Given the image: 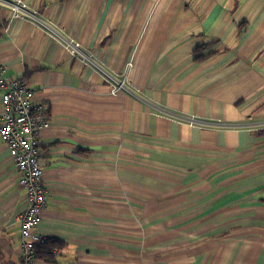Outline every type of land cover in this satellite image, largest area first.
I'll return each instance as SVG.
<instances>
[{
  "label": "crops",
  "instance_id": "crops-1",
  "mask_svg": "<svg viewBox=\"0 0 264 264\" xmlns=\"http://www.w3.org/2000/svg\"><path fill=\"white\" fill-rule=\"evenodd\" d=\"M24 1L146 100L210 121L264 117V0ZM0 64L50 106L37 229L60 248L38 264H264V130L199 128L110 96L4 4ZM19 180L0 139V264L20 260Z\"/></svg>",
  "mask_w": 264,
  "mask_h": 264
},
{
  "label": "built area",
  "instance_id": "built-area-1",
  "mask_svg": "<svg viewBox=\"0 0 264 264\" xmlns=\"http://www.w3.org/2000/svg\"><path fill=\"white\" fill-rule=\"evenodd\" d=\"M1 4L9 8L11 20L20 19L30 23L59 44L70 58L98 74L107 86L110 96L129 95L152 109L159 117L199 128L264 130V117L250 116L239 123L210 121L146 100L140 90L129 83L126 72L117 74L109 69L89 48L78 40L70 38L54 22L24 0H0ZM126 67L129 69L132 64L128 62ZM4 73V66L0 64V90L3 91L0 98V139L20 175L19 184L26 191V205L18 217L20 260L17 264H37L34 245L47 239L38 232L37 227L47 201L46 186L43 183L44 169L40 158V133L49 124L50 106L35 101V92L24 77L7 80Z\"/></svg>",
  "mask_w": 264,
  "mask_h": 264
},
{
  "label": "trees",
  "instance_id": "trees-1",
  "mask_svg": "<svg viewBox=\"0 0 264 264\" xmlns=\"http://www.w3.org/2000/svg\"><path fill=\"white\" fill-rule=\"evenodd\" d=\"M204 48V46H201L197 48L196 50H200ZM59 241L54 240L52 238H48L44 240L43 242H39L34 245V252L38 259L45 260V261H51L54 259V250L59 249L58 247Z\"/></svg>",
  "mask_w": 264,
  "mask_h": 264
},
{
  "label": "rangeland",
  "instance_id": "rangeland-1",
  "mask_svg": "<svg viewBox=\"0 0 264 264\" xmlns=\"http://www.w3.org/2000/svg\"><path fill=\"white\" fill-rule=\"evenodd\" d=\"M58 26V25H57ZM59 27V26H58ZM59 29H61L60 27H59ZM62 30V29H61ZM63 31V30H62ZM66 34V33H65ZM67 35V34H66ZM70 37V36H69ZM70 38H72V37H70ZM74 39V38H73ZM245 120V119H244ZM244 120H242V121H244ZM241 121V122H242ZM236 123H239V122H236ZM248 131V130H247ZM250 131H253V130H250ZM37 257V256H36ZM40 259H38V261H39ZM37 264H38V262H37Z\"/></svg>",
  "mask_w": 264,
  "mask_h": 264
}]
</instances>
